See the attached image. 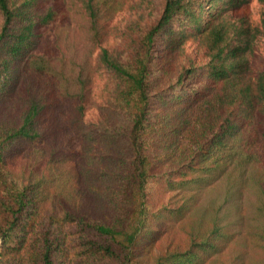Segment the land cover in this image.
Masks as SVG:
<instances>
[{"label":"trees","instance_id":"1","mask_svg":"<svg viewBox=\"0 0 264 264\" xmlns=\"http://www.w3.org/2000/svg\"><path fill=\"white\" fill-rule=\"evenodd\" d=\"M217 1L201 23L202 6L195 14L188 0H166L129 59L101 48L118 124L106 128L105 165L94 168L90 147L82 167L58 149L59 137L41 146L49 135L89 134L92 72L66 73L32 53L35 27L54 18L40 0H0V106H16L18 85L26 93L19 124L0 125V264H264V71L252 70L247 30L224 20L239 0ZM86 6L96 35L111 7ZM186 18L205 48L206 85L183 84L200 72L183 66L176 85L185 88L167 103L152 95L153 47L165 34L166 49L185 44L190 34L172 24ZM153 96L168 109L155 114ZM27 142L44 170L10 164ZM159 188L171 206L157 207ZM165 232L173 242L156 252Z\"/></svg>","mask_w":264,"mask_h":264},{"label":"rangeland","instance_id":"2","mask_svg":"<svg viewBox=\"0 0 264 264\" xmlns=\"http://www.w3.org/2000/svg\"><path fill=\"white\" fill-rule=\"evenodd\" d=\"M88 1L40 0L38 7L44 11L51 9L54 12V18L47 24H37L35 27L32 37L34 42L32 53L48 58L54 67L66 73H69L68 69L78 71L81 68L92 72L93 81L87 90V109L82 121V132L89 134L81 133L79 137L73 134L72 138L61 134L49 135L41 146L47 151L50 149L53 139L59 137L63 142L58 143L60 146L58 149L71 161L79 162L81 159L82 167L88 163L89 155L86 154V151L90 147L91 153L90 151L89 153L94 159L91 167L97 168L105 165L103 157L108 152L106 128L118 124L114 103L109 95L113 82L98 62L100 50L107 48L110 52L120 56L121 59H129L138 37L161 17L166 0H93L98 13H102L104 7H111V10H107L110 13L108 18H98L99 26L96 35L92 29L93 24L86 6ZM188 1L193 4V13L195 14L199 13L202 6L203 12L206 14L204 19L200 20L201 23L210 20L212 7V10L217 12L222 6L221 1L214 4L212 3L214 0ZM239 4V7L235 4L230 5L228 12L224 15V20L233 27L243 26L253 39L250 58L252 70L256 74L264 71V0H239ZM188 21L187 18L186 20L180 19L175 20L172 24L173 29L178 33L181 29H185V33L190 34L188 41L181 47L177 46L174 52L166 49L167 34L163 39H157L153 47L155 52L152 79H156L158 86H155L152 95L161 93L162 101L164 99L167 103L172 100L173 94L180 93L185 88L176 85L183 66L200 68L197 78L192 79L191 74L186 75L187 78L183 80V84H189V87L195 90L201 85H206V76H200L205 72V48L199 43V38ZM176 40L179 45L178 39ZM19 65L23 67V61L16 66ZM25 96L24 87L18 85L10 96V101H16V106H0V125L4 122L19 124L20 114L26 108L23 102ZM168 107L169 104H162L156 96H153L152 110L155 114L163 113ZM45 146L46 148H44ZM111 146L113 147V144ZM10 164L14 165L17 170L24 169L27 172L44 170L41 156L35 154L31 142L22 145L15 164L13 161ZM160 194L163 197L160 202H157V207L171 206L172 200L170 201L168 194L162 193V188L157 190V199L160 198ZM163 219L162 216L158 220L163 221ZM167 223L168 221H163L164 225ZM152 228L154 229V224H152ZM171 238L172 233L165 232L163 236L161 235L158 238L157 243H159L155 247V251L165 250L173 242Z\"/></svg>","mask_w":264,"mask_h":264}]
</instances>
